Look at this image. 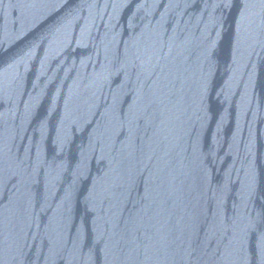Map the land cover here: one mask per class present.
Here are the masks:
<instances>
[{"label":"water","instance_id":"95a60500","mask_svg":"<svg viewBox=\"0 0 264 264\" xmlns=\"http://www.w3.org/2000/svg\"><path fill=\"white\" fill-rule=\"evenodd\" d=\"M262 234L264 0H0V264Z\"/></svg>","mask_w":264,"mask_h":264}]
</instances>
